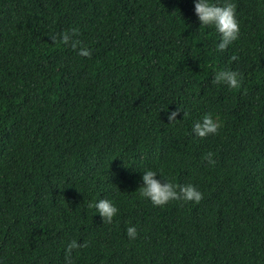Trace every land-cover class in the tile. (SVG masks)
Masks as SVG:
<instances>
[{
	"label": "trees",
	"instance_id": "trees-1",
	"mask_svg": "<svg viewBox=\"0 0 264 264\" xmlns=\"http://www.w3.org/2000/svg\"><path fill=\"white\" fill-rule=\"evenodd\" d=\"M230 2L217 50L192 0H0V264H264V0ZM147 169L201 199L154 206Z\"/></svg>",
	"mask_w": 264,
	"mask_h": 264
},
{
	"label": "clouds",
	"instance_id": "clouds-1",
	"mask_svg": "<svg viewBox=\"0 0 264 264\" xmlns=\"http://www.w3.org/2000/svg\"><path fill=\"white\" fill-rule=\"evenodd\" d=\"M192 2L193 14L199 23V27H212L218 34L219 41L215 45L217 50H224L226 46L238 38L239 25L235 18V6L230 0H220V2H216V0H192ZM60 39L63 42H69L70 35L68 33L62 34ZM71 47L77 49V54L80 56H88L90 54L88 48L83 46L78 47V41L72 40ZM213 82L222 83L228 88H237L240 84L238 73L228 69L217 71ZM177 113L179 112L176 109L169 111L167 119L172 121L177 117ZM217 129L218 123L210 114H204L191 127L193 135L200 138L209 134H215ZM141 173V183L138 188L139 194L154 206H163L171 200L198 202L201 199L200 191L190 183L176 185L164 178H162V182L161 179L156 178L157 173L151 169L144 170ZM89 207L94 208L95 213L100 216L102 222H111L117 212L115 204L103 198L96 200ZM126 235L129 239L136 237L137 233L134 225L126 228ZM77 247L78 245L75 240L69 241L66 244V264H70L71 250Z\"/></svg>",
	"mask_w": 264,
	"mask_h": 264
}]
</instances>
